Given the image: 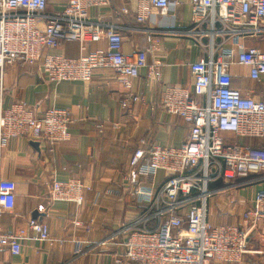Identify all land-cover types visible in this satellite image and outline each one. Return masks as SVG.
Here are the masks:
<instances>
[{
	"label": "built area",
	"instance_id": "2783aa9c",
	"mask_svg": "<svg viewBox=\"0 0 264 264\" xmlns=\"http://www.w3.org/2000/svg\"><path fill=\"white\" fill-rule=\"evenodd\" d=\"M48 0H0V91L4 67L37 64L50 84L89 82L95 70H111L124 90L121 108L142 97L131 93L132 82L145 70L153 83L161 82L158 64H147L149 47L130 55L122 52L123 40L116 28L92 22L88 12L106 8L111 0H67L46 22L42 21ZM133 3L134 21L144 25L152 13L168 12L169 0H126ZM190 9L186 31L204 49V56L188 65L192 93L176 86H161L157 104L167 115L181 118L188 128L178 147L147 146L141 141L128 162L122 184L141 209L134 222L119 234L123 257L136 264H234L247 253L245 237L253 228H264V190L255 193L242 213L240 226L207 223L209 184L223 179H247L264 174V150L232 144L225 134L237 138L264 136V99L256 101L231 87L229 68H248L249 76H264V53L246 47L243 41L264 33V0H174ZM126 8L121 13H127ZM105 42L103 49L84 52L88 43ZM65 42L79 45L77 58L47 53ZM70 114L52 107L37 117L23 102L0 104V150L15 138L42 140L49 150L70 140ZM115 126V125H114ZM116 127V126H115ZM162 174L158 189L154 184ZM90 188L75 179L48 185V202L82 205ZM15 184L0 180V216L13 209ZM42 212V208H38ZM77 226L79 222H74ZM32 240L58 244L39 219H29L25 229L3 232L0 250L20 254L22 242ZM103 245V243H101Z\"/></svg>",
	"mask_w": 264,
	"mask_h": 264
},
{
	"label": "crops",
	"instance_id": "0c3cea01",
	"mask_svg": "<svg viewBox=\"0 0 264 264\" xmlns=\"http://www.w3.org/2000/svg\"><path fill=\"white\" fill-rule=\"evenodd\" d=\"M167 14L152 13L144 25L134 21L133 3L111 0L106 8L89 10L92 22L113 27L121 34L122 52L130 55L149 47L152 38L159 40L156 50L147 54V64H158L161 82L153 83L145 70L132 82L131 93L142 100L121 108L125 97L111 70H95L89 82L48 83L37 64L4 67L0 104L23 102L37 117L55 107L70 114V140L49 150L42 140L19 137L9 140L0 150V180L15 184L13 209L0 216L3 232L25 229L29 219H39L50 235L59 240L48 246L32 240L22 242L20 254L13 256L0 250V264H136L123 257L119 230L141 215L138 203L122 184L128 162L141 141L147 146L178 147L188 134L184 121L165 114L158 106L161 86H176L192 93L193 81L188 65L204 56V49L186 33L190 28V9L169 0ZM67 0H48L42 21L56 14ZM126 8L127 13H121ZM246 47L264 53V33L243 41ZM105 42L88 43L84 52L103 49ZM47 53L77 58L79 45L65 42ZM231 87L256 101L264 99V76L253 80L246 67L229 68ZM116 127H115V126ZM232 144L264 150V136L246 139L225 134ZM162 174L154 179L156 189ZM52 179H77L90 190L84 193L81 206L48 202V185ZM207 223L213 226H240L241 215L249 209L256 192L264 190V174L247 179L210 183ZM42 208V212H38ZM74 222H79L75 225ZM246 245L247 253L240 263L264 264V228H255ZM250 231L247 232V234ZM103 243V245H101ZM217 264V263H211Z\"/></svg>",
	"mask_w": 264,
	"mask_h": 264
},
{
	"label": "water",
	"instance_id": "95a60500",
	"mask_svg": "<svg viewBox=\"0 0 264 264\" xmlns=\"http://www.w3.org/2000/svg\"><path fill=\"white\" fill-rule=\"evenodd\" d=\"M254 232H256V229H255V228L251 229L250 232H249L248 234H246L247 237H245V246L247 245L248 239L250 238V236H251Z\"/></svg>",
	"mask_w": 264,
	"mask_h": 264
},
{
	"label": "trees",
	"instance_id": "16d2710c",
	"mask_svg": "<svg viewBox=\"0 0 264 264\" xmlns=\"http://www.w3.org/2000/svg\"><path fill=\"white\" fill-rule=\"evenodd\" d=\"M210 185V184H209Z\"/></svg>",
	"mask_w": 264,
	"mask_h": 264
}]
</instances>
